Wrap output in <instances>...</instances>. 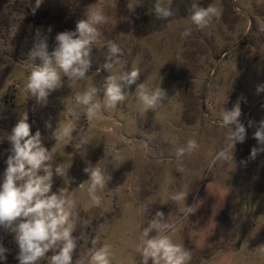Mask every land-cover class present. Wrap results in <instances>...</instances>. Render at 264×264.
Listing matches in <instances>:
<instances>
[{
  "label": "rangeland",
  "instance_id": "374dc122",
  "mask_svg": "<svg viewBox=\"0 0 264 264\" xmlns=\"http://www.w3.org/2000/svg\"><path fill=\"white\" fill-rule=\"evenodd\" d=\"M138 2L129 9V0H43L40 7L44 9L67 6L76 22L87 19L90 5L103 7L107 23L97 26L88 77L74 88L68 87L65 78L47 106L40 107L21 91L29 74V53L37 29L47 35L49 51L57 34L27 14L35 0H0V140L11 133L25 111L31 133L39 130L49 149L56 143L52 133L58 124L73 123L72 142L66 146L60 142L54 160V166L71 165L68 177L70 190L75 189L78 217L74 235L80 237L73 264L80 260L87 264L88 250L97 238L100 244H111V264H140L139 236L146 226L138 211L142 206L150 207L148 219L159 210L176 225L171 235L191 250L189 264H264V152L250 158L251 149L259 147L253 133L264 120V92H257V86L264 85V0H220L222 15L203 29L189 19L194 0H172L174 15L168 20L155 17L156 0ZM196 2L207 7L215 0ZM186 28L191 35L181 38ZM112 42L122 49L114 58L113 71L138 67L139 79L126 90L129 94L123 103L102 112L103 119L75 121L71 116L79 108L75 94L89 86L99 88L110 74L102 65ZM35 63H40L39 58ZM141 83L150 89L159 86L166 93L154 112L141 110L135 93ZM237 104L239 122L247 132L245 142L236 144L231 164H213L226 147L228 131L216 121L222 109L232 110ZM193 138L199 149L177 161L176 149ZM81 143L87 144L83 154L77 147ZM9 147L7 140L0 142V177ZM109 154H117L123 163L116 169L106 165L111 180L98 192L102 202L95 207L83 169ZM178 165L186 172H177ZM53 179V191L64 186L63 178ZM178 191H189L186 206L198 204L188 218L181 213V205L169 198ZM85 221L90 222L88 226ZM0 243L9 250L0 264H19L13 236L0 230ZM41 264H47V259Z\"/></svg>",
  "mask_w": 264,
  "mask_h": 264
},
{
  "label": "clouds",
  "instance_id": "9594fccd",
  "mask_svg": "<svg viewBox=\"0 0 264 264\" xmlns=\"http://www.w3.org/2000/svg\"><path fill=\"white\" fill-rule=\"evenodd\" d=\"M42 2L43 0H35L33 14ZM171 4L172 0H156L155 17L162 20L172 17L174 10ZM138 5V0H129L128 8L134 9ZM222 12L220 0H215L207 7L194 0L189 8V19L192 24L203 29L214 19L220 18ZM86 16L87 19L77 22L75 31L60 32L55 36L52 51H49L47 35H43L39 29L36 30L34 47L29 53V74L21 91L33 99L37 106H47L50 95L64 86L65 78L68 87L74 88L88 77L87 73L92 66L91 51L99 36L97 26L107 23V16L103 7L93 5L87 8ZM180 35L181 38L190 36L191 29L186 28ZM121 51L116 43H110L105 63L102 65L110 74L105 77L99 88L89 86L83 92L75 94V102L79 106L78 110L71 111L75 121L82 118L88 122L101 120L104 110L115 109L127 99L129 93L126 90L136 84L140 69L132 67L130 71L114 72V58ZM37 58L39 64L35 63ZM257 92H264V85L257 86ZM135 93L141 110L145 113L156 111L166 98L162 88L158 86L150 89L146 83L137 85ZM240 116L239 104L232 110L222 109L220 112V119L216 123L221 129L228 130L224 134L226 147L216 154L213 164L217 161L224 165L231 164L234 161L236 144L245 142L247 132L245 126L239 122ZM28 119V112H22L11 133L0 140H7L10 145L5 150L6 168L0 177V230L13 236L18 247L16 259L19 264H41L45 259L47 264H73L80 237L74 235L78 217L74 212L75 189L70 190L72 180L68 177L71 165L68 166L64 162L54 166V160L60 142H64L65 146L72 142L75 128L71 121H61L52 133L56 143L49 149L43 144L39 130L34 135L31 133ZM233 125L234 128L231 127ZM252 125L253 122L249 121V127ZM46 127L51 128V124L46 122ZM253 138L259 147L251 149V159H255L259 152H264V120L258 123ZM85 145L87 144L77 145L81 154ZM198 149L197 140L189 139L186 145L176 149L175 157L179 161L186 154L191 155ZM108 156L111 160L107 159ZM101 161L95 166L89 163L83 169L89 181L87 194L91 205L95 207H99L102 202L98 192H102L111 180L106 165L110 163L113 169H116L123 163L117 154H109ZM176 171L183 174L186 169L183 165H178ZM54 176L64 179V186L56 191H53ZM79 187L82 188L83 183ZM188 192L178 191L169 197L171 201L181 205L180 211L186 218L198 208V204L186 206ZM138 211L146 222L139 236L138 251L142 257L140 264H148L150 259L152 264H189L192 258L191 250L183 243L173 240L171 233L175 232L176 225L167 221L164 212L158 210L148 219L149 206H142ZM89 223L84 222L85 226ZM8 251L0 243V261H6L5 254ZM113 255L111 244H100L98 238L93 239L92 247L87 253V264H111ZM76 264H85V261L80 260Z\"/></svg>",
  "mask_w": 264,
  "mask_h": 264
},
{
  "label": "trees",
  "instance_id": "16d2710c",
  "mask_svg": "<svg viewBox=\"0 0 264 264\" xmlns=\"http://www.w3.org/2000/svg\"><path fill=\"white\" fill-rule=\"evenodd\" d=\"M26 12L31 20L52 27L56 34L64 31H75L76 29L77 22L75 14L65 5L57 10L39 7L35 11V14L32 13V9H29Z\"/></svg>",
  "mask_w": 264,
  "mask_h": 264
}]
</instances>
